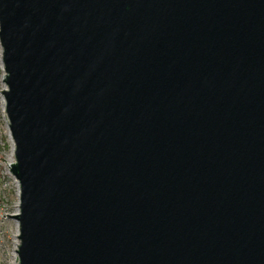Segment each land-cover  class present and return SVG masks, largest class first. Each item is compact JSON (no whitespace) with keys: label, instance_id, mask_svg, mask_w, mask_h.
I'll return each mask as SVG.
<instances>
[{"label":"water","instance_id":"95a60500","mask_svg":"<svg viewBox=\"0 0 264 264\" xmlns=\"http://www.w3.org/2000/svg\"><path fill=\"white\" fill-rule=\"evenodd\" d=\"M0 58L17 264H264V0H0Z\"/></svg>","mask_w":264,"mask_h":264},{"label":"rangeland","instance_id":"374dc122","mask_svg":"<svg viewBox=\"0 0 264 264\" xmlns=\"http://www.w3.org/2000/svg\"><path fill=\"white\" fill-rule=\"evenodd\" d=\"M2 77L3 70L1 69L0 58V90L4 88ZM12 150L11 141L8 136V127L0 109V159L4 160L3 162L0 160V264H10L14 262L12 257L14 251L18 250V245L17 248L14 247V235H18L17 229L19 225H17L14 220L7 217V215H16L18 211L16 207L19 205L18 183L11 176L10 169L7 168Z\"/></svg>","mask_w":264,"mask_h":264},{"label":"bare ground","instance_id":"6f19581e","mask_svg":"<svg viewBox=\"0 0 264 264\" xmlns=\"http://www.w3.org/2000/svg\"><path fill=\"white\" fill-rule=\"evenodd\" d=\"M3 108H4V103L2 101V98H0V109H1V112H2L3 117H4V120H5V114L3 113ZM5 122H6V120H5ZM8 136H9V133H8ZM9 139H10V136H9ZM10 141H11V139H10ZM11 147H12V144H11ZM12 149H13V147H12ZM12 152H13V150L11 151L10 160L8 161L7 168L10 167V165L14 161V159L12 158ZM16 208L18 209V205H17ZM17 231H18V229H17ZM14 236H15V244H14V247L17 248V245H18V236H17V234H15ZM12 258L14 259V262H11L10 264H16L18 259H17V255H16V252L15 251H14V255H13Z\"/></svg>","mask_w":264,"mask_h":264}]
</instances>
